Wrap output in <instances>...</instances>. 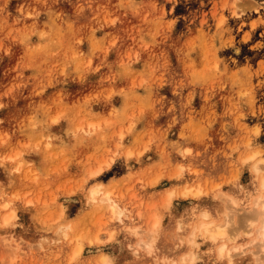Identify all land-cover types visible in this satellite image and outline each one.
Listing matches in <instances>:
<instances>
[{
    "label": "rangeland",
    "instance_id": "374dc122",
    "mask_svg": "<svg viewBox=\"0 0 264 264\" xmlns=\"http://www.w3.org/2000/svg\"><path fill=\"white\" fill-rule=\"evenodd\" d=\"M263 177L264 0H0V264H264Z\"/></svg>",
    "mask_w": 264,
    "mask_h": 264
},
{
    "label": "bare ground",
    "instance_id": "6f19581e",
    "mask_svg": "<svg viewBox=\"0 0 264 264\" xmlns=\"http://www.w3.org/2000/svg\"><path fill=\"white\" fill-rule=\"evenodd\" d=\"M254 169L257 171L259 169V167L255 164L254 165ZM261 186L264 188V177L262 178L261 180ZM93 193H96V190L93 191ZM110 199L109 195L106 193L105 194V198H104V201H108ZM170 199V198H169ZM257 206H259V209H258V212L259 214L258 215H261L262 216V220H261V224L258 228V235H259V239L264 242V195H262L261 197H259L257 199V202H256ZM5 206V205H4ZM113 209V208H112ZM257 215V214H256ZM13 215L10 214L8 217H4L3 218V221L5 223H7L9 221V218L12 217ZM201 227L204 228L205 231H212L213 233L215 234H222L223 231L221 229H219L218 226L215 225V228H210V227H207L206 224H201ZM214 236V235H213ZM80 250V248L78 247L75 252H78ZM223 250V246L220 248V251Z\"/></svg>",
    "mask_w": 264,
    "mask_h": 264
}]
</instances>
